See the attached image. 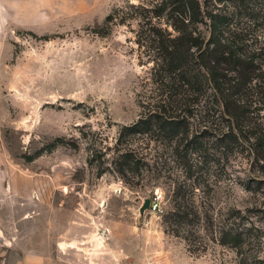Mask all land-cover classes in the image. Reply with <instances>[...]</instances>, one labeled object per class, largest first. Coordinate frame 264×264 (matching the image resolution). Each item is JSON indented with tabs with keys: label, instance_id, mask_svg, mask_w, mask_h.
<instances>
[{
	"label": "rangeland",
	"instance_id": "rangeland-1",
	"mask_svg": "<svg viewBox=\"0 0 264 264\" xmlns=\"http://www.w3.org/2000/svg\"><path fill=\"white\" fill-rule=\"evenodd\" d=\"M0 1L12 7L0 27V264L39 250L46 264H264V169L221 159L199 168L213 176L192 189L184 165L153 143L139 169L110 162L151 85L150 62L134 19L99 31L111 9L139 0ZM174 186L198 217L168 222ZM146 196L162 210L140 214ZM232 227L242 242H219Z\"/></svg>",
	"mask_w": 264,
	"mask_h": 264
},
{
	"label": "trees",
	"instance_id": "trees-1",
	"mask_svg": "<svg viewBox=\"0 0 264 264\" xmlns=\"http://www.w3.org/2000/svg\"><path fill=\"white\" fill-rule=\"evenodd\" d=\"M131 19L151 85L138 100V117L118 130L113 167L139 169L153 143L184 165L192 189L213 176L199 168L221 159L240 156L264 169V0H139L111 9L99 33ZM183 191L173 188L169 223L198 217ZM218 240L239 245L242 231L224 228Z\"/></svg>",
	"mask_w": 264,
	"mask_h": 264
},
{
	"label": "crops",
	"instance_id": "crops-1",
	"mask_svg": "<svg viewBox=\"0 0 264 264\" xmlns=\"http://www.w3.org/2000/svg\"><path fill=\"white\" fill-rule=\"evenodd\" d=\"M9 8H12L11 6L5 4L4 2L0 1V27L2 26V22H5L7 20L8 14L12 13ZM0 169H7L5 166L4 159H5V152L0 147ZM3 159V160H2ZM3 185L5 189L11 188V184L7 181L3 182ZM14 264H46L45 258L42 255L41 251H28L26 252L20 259L19 262Z\"/></svg>",
	"mask_w": 264,
	"mask_h": 264
},
{
	"label": "water",
	"instance_id": "water-1",
	"mask_svg": "<svg viewBox=\"0 0 264 264\" xmlns=\"http://www.w3.org/2000/svg\"><path fill=\"white\" fill-rule=\"evenodd\" d=\"M151 197H144L142 203L139 206V213L142 214L146 208L150 207Z\"/></svg>",
	"mask_w": 264,
	"mask_h": 264
},
{
	"label": "built area",
	"instance_id": "built-area-1",
	"mask_svg": "<svg viewBox=\"0 0 264 264\" xmlns=\"http://www.w3.org/2000/svg\"><path fill=\"white\" fill-rule=\"evenodd\" d=\"M150 206L152 209L160 210V211L162 210L155 196H153V198L151 199Z\"/></svg>",
	"mask_w": 264,
	"mask_h": 264
}]
</instances>
